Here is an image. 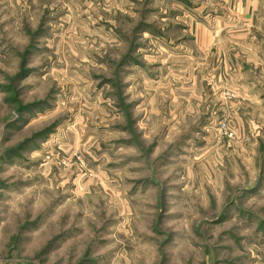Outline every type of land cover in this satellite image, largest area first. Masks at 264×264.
Returning a JSON list of instances; mask_svg holds the SVG:
<instances>
[{"label": "rangeland", "instance_id": "obj_1", "mask_svg": "<svg viewBox=\"0 0 264 264\" xmlns=\"http://www.w3.org/2000/svg\"><path fill=\"white\" fill-rule=\"evenodd\" d=\"M227 15L0 0V264H264V14L229 54L183 30Z\"/></svg>", "mask_w": 264, "mask_h": 264}, {"label": "crops", "instance_id": "obj_2", "mask_svg": "<svg viewBox=\"0 0 264 264\" xmlns=\"http://www.w3.org/2000/svg\"><path fill=\"white\" fill-rule=\"evenodd\" d=\"M218 1L219 4H221L225 10L227 11L228 19L222 18L219 20V24L221 23V28L214 30L213 32L210 30L205 31L203 34L200 33V24L196 23L195 25L192 24L191 26H187V28H184L183 30L191 33V36L188 37L192 44L195 46L196 50H201L205 52V50L210 51V55L212 56L213 53L216 52V49L219 48L220 54L222 52H227L226 46L222 44V41H226L225 36L227 35L228 40L231 41L230 38H240L245 37L246 34H233L235 32H239L237 30H246L247 27L250 25L251 19L254 15L257 13L264 14V0H215V2ZM218 7H215L217 9ZM229 26H233L232 29L229 28ZM224 28L227 30V33L224 34ZM237 28V29H235ZM186 29V30H185ZM183 37H180L178 40H184L185 35H181ZM189 36V35H188ZM164 41H168L167 38H165L162 34L161 36H156V38ZM224 38V39H223ZM178 49V48H177ZM229 54V53H228ZM207 71H204L202 73L209 75V83L207 86L205 85V90L209 89H215L218 90L228 88L229 86L239 87L241 85H246L245 81H239L242 76L243 72L241 71V67H235V68H228V66H225L222 69L217 68L216 66H213L212 68L208 67ZM219 70V71H218ZM234 70V71H232ZM200 73V68H193L192 72L195 75V73ZM223 73L226 74L225 77H223ZM241 74V75H240ZM218 75V76H217ZM227 75H231V81L228 78ZM232 76H235L234 79ZM229 80H225V79ZM196 80V79H195ZM196 84L197 87L200 86V82L196 80V82H193ZM243 83V84H242ZM250 84V82H247V84ZM207 84V83H206ZM212 87L210 88V85ZM193 87V86H192ZM215 89V90H217ZM233 89V88H232Z\"/></svg>", "mask_w": 264, "mask_h": 264}, {"label": "built area", "instance_id": "obj_3", "mask_svg": "<svg viewBox=\"0 0 264 264\" xmlns=\"http://www.w3.org/2000/svg\"><path fill=\"white\" fill-rule=\"evenodd\" d=\"M231 135H233V133L230 132Z\"/></svg>", "mask_w": 264, "mask_h": 264}]
</instances>
